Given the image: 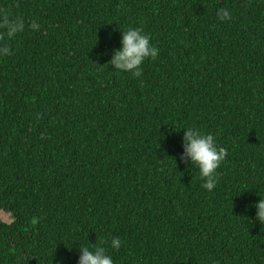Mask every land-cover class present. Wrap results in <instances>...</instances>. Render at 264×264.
I'll list each match as a JSON object with an SVG mask.
<instances>
[{"label":"trees","instance_id":"16d2710c","mask_svg":"<svg viewBox=\"0 0 264 264\" xmlns=\"http://www.w3.org/2000/svg\"><path fill=\"white\" fill-rule=\"evenodd\" d=\"M0 13L40 24L0 58V264H77L112 237L114 264H264V0H0ZM128 27L158 49L135 77L108 64ZM184 126L226 150L211 192L179 158Z\"/></svg>","mask_w":264,"mask_h":264},{"label":"clouds","instance_id":"9594fccd","mask_svg":"<svg viewBox=\"0 0 264 264\" xmlns=\"http://www.w3.org/2000/svg\"><path fill=\"white\" fill-rule=\"evenodd\" d=\"M216 16L220 22L231 20V12L226 8H219ZM26 28L38 31L40 24L36 20L26 24L23 18H10L8 14L0 13V58L10 56L12 50L8 41L14 40L24 33ZM158 55V49L151 44L150 37L139 28L128 27L121 29L120 47L114 49L108 64L111 69L121 73H130L139 76L141 65L147 59H154ZM182 136L183 151L180 160L190 163L198 169L202 180V187L211 192L214 190L221 162L225 159L226 150L218 146L213 134L205 133L196 127L184 126ZM177 129V130H179ZM255 203V218L264 225V196ZM107 244V247L104 244ZM122 241L118 237H112L110 242L103 241L100 245L80 246L77 264H114L110 250H119Z\"/></svg>","mask_w":264,"mask_h":264},{"label":"rangeland","instance_id":"374dc122","mask_svg":"<svg viewBox=\"0 0 264 264\" xmlns=\"http://www.w3.org/2000/svg\"><path fill=\"white\" fill-rule=\"evenodd\" d=\"M0 215H1L3 220L8 221V222L12 221V216L10 213L1 211Z\"/></svg>","mask_w":264,"mask_h":264}]
</instances>
